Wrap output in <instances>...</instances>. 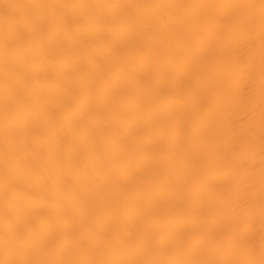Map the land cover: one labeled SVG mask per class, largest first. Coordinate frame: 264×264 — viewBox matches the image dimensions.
<instances>
[{"label":"bare ground","instance_id":"1","mask_svg":"<svg viewBox=\"0 0 264 264\" xmlns=\"http://www.w3.org/2000/svg\"><path fill=\"white\" fill-rule=\"evenodd\" d=\"M0 264H264V0H0Z\"/></svg>","mask_w":264,"mask_h":264}]
</instances>
